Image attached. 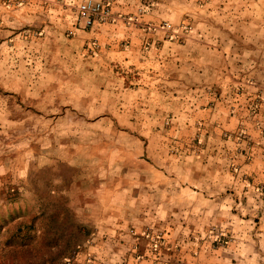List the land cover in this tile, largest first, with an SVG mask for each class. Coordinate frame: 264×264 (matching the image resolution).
<instances>
[{
    "label": "rangeland",
    "instance_id": "obj_1",
    "mask_svg": "<svg viewBox=\"0 0 264 264\" xmlns=\"http://www.w3.org/2000/svg\"><path fill=\"white\" fill-rule=\"evenodd\" d=\"M0 1L2 6L14 9L31 0ZM156 1L141 0L137 5H151L152 11ZM230 1L229 11L210 18L212 26L207 28L210 34L203 29H195L190 34L185 27L186 22L172 23L161 19L156 23L154 19H140L138 14H145L142 8L136 6L133 7L135 11L117 12L113 10L112 0L110 15L97 20L96 28L84 26L79 17V22L76 21L72 28L56 25V33H60L63 38L74 37L73 40L60 41L53 45L47 42L41 45V49L43 51L52 48L60 51L63 54L62 59L70 68L79 64L80 76L69 81L70 90L62 96L54 97L52 105H46L44 108L33 107L32 104L22 105L37 114V117L31 120L25 119L31 122H19L9 128L2 126L7 131L0 136V141L4 144L9 142L12 145L9 152L22 159V163L17 167L28 170L29 166H33L30 154L39 152L44 155L46 151V156L51 158L52 155L49 154L57 151L61 160L55 169L48 171L52 172V179L59 180L56 193L59 198L58 205L62 200L68 202L70 198L76 199L80 196L71 184H84L85 190H90L88 185L93 184L96 212L107 211L109 206L110 209H115L114 211H117L118 207L122 208L120 201L123 196L119 189L124 184L130 192H135L140 188L143 191L148 190L151 184L179 182L176 179L174 182V177L182 179V173L188 171V168L182 165L184 160L201 157L206 148H214L213 141L216 139L227 141L233 138L234 130L230 125L215 124L214 121L208 120L205 122L209 117H213L211 111L217 110H208L209 106L205 108L204 103L214 96L218 97L224 86L234 84L232 80L235 78L231 70L241 69L244 65L243 62L236 65L237 60L232 61L229 58L237 57L236 53L231 55V51L240 53L246 47L245 44L236 42L231 44L234 33L236 34L240 27H236V23H242L246 16L242 15V12H246L247 7L254 6L256 17L261 15L264 18V6L262 0ZM62 5L69 6L64 3ZM71 10L76 11L75 7ZM120 24L124 25V29L119 28ZM242 30L244 34H240V37L243 39L246 33L245 28ZM131 32H136L137 35L133 36ZM205 36H219L222 42L207 44L204 40L196 44L191 40L192 37ZM218 54L222 58L221 63L217 59ZM50 60L51 57H48L46 61H40L42 70L51 67ZM125 64L128 69H134V72H127L123 67ZM93 66L98 68L99 72H96ZM215 69L223 70L226 75H208ZM203 70H207V75H202ZM197 71L200 76H190ZM104 73L111 75H102ZM201 85L206 86L204 90L207 91V98L202 103H189L190 97H197L193 92L189 93L202 88ZM227 90H224L222 95L226 98L223 101L224 115L220 117L222 120L226 117L230 119L231 114L230 93ZM28 99L36 102L32 97ZM53 106L55 108L52 112L46 111V108ZM247 108L251 109L250 106ZM49 121L50 125L47 123ZM53 126L56 131L48 132L47 128ZM238 134L241 137L243 131ZM222 149L227 153L230 148L223 146ZM233 149L236 150V146ZM249 175L241 174L240 182L251 184ZM28 184L38 182L34 179ZM103 184L110 186L103 190ZM256 190L261 196L264 195L263 186L257 185ZM10 192L15 194L11 197H22L26 192L25 194L32 198L39 193V189L36 185L26 186L23 183L15 184V189ZM106 195L111 201L114 200L110 205L105 203ZM102 200L103 205L100 204ZM238 203L237 208L242 206V201ZM145 204L146 210L154 212L153 207ZM125 206L130 215L136 210L134 204L126 202ZM59 209L62 211L61 205ZM22 223L2 222L0 227L18 230V225ZM35 224L36 222L30 221L25 228L29 226L31 230L36 229ZM256 226L258 223L251 230V234L244 237L232 236L225 229L216 228L207 236L191 238L196 243L197 252L190 250L188 263L264 264V242L261 235L255 234ZM127 229L130 234L150 230L148 223L135 221L128 222ZM4 240L5 237H1L0 243L5 244ZM165 240L161 231H154V262L160 261V250L165 247L175 252L179 249V245L169 246ZM21 241L18 240L17 244L21 246L16 245V248H22ZM231 245H234L232 254L226 252ZM199 249L202 251L201 255ZM77 251L76 246L64 254L56 250V264L72 263ZM1 252L0 250V255ZM218 252H224L225 261L220 262ZM23 255V252L15 253V257Z\"/></svg>",
    "mask_w": 264,
    "mask_h": 264
},
{
    "label": "crops",
    "instance_id": "obj_2",
    "mask_svg": "<svg viewBox=\"0 0 264 264\" xmlns=\"http://www.w3.org/2000/svg\"><path fill=\"white\" fill-rule=\"evenodd\" d=\"M35 2L36 0H31L20 7L10 9L2 6L0 1V17L5 14V10L14 13L24 8L27 13ZM55 2H58L55 3L58 7L54 5L50 8L49 18L45 22L49 25V33H45L44 25H41L31 30L32 33L39 34L38 36L31 34L26 37L29 41H35L40 47L47 42L53 45L74 38H63L54 30L57 28L56 25L72 28V25L78 21L77 12L76 20L68 24V15L72 10L69 6L62 5L63 0H55ZM140 2L141 0H112V7L117 12H123L124 8H133ZM173 3L177 6L173 9L176 15L168 13L169 18L164 20L172 23L186 22L185 27L190 34L195 29L207 30V34H210L207 29L212 26L210 18L231 8L230 0H157L152 10L163 14ZM242 15H246L243 22L236 23V27L240 26L238 30L241 31L237 30L238 33H234L231 44L236 42V44H245L246 47L240 53L231 51V55L236 53L237 57L229 56V58L232 61L237 60L236 65L240 62L244 65L241 69L231 70L235 78L232 80L234 84L224 86V90L229 89L227 91L230 93V119L220 118L224 115L222 114L223 101L226 100L225 96H222L224 90L218 97L214 96L204 103L205 108L209 106L208 110L212 108L217 110V112L211 111L213 117H209L205 122L208 120V122L214 121L215 124H228L234 133L236 132V137L233 133L231 140L216 139L213 141L214 148H206L201 157H194L190 161L184 160L182 165L187 167L188 171L182 173V179L174 177V182L175 179L179 182L151 184L148 190L143 191L140 188L135 192H130L128 186L124 184L119 189L123 196L120 201L123 207H118L117 211H114L115 209L112 210L109 206L107 211L103 212H96L94 207L93 184L88 185L90 190H85L84 184H71L80 196L76 199L70 198L68 202L62 200L59 204L62 206L61 211L56 194L59 180L52 179L50 177L52 172L48 171L58 166L61 155L57 151L49 154L52 155L51 158L46 156V151L44 155H40L39 152L30 154L33 158V166H29L27 170L17 167L22 163V159L9 152L12 145L0 141V224L9 221L23 222L18 225L20 231L0 227V238L5 237V244L0 243L2 246L0 263L20 264L22 261L21 264H24L27 260V264H56L58 262L57 257H54L56 250L64 254L76 246L78 251L70 264H85L88 256L91 257V264H189L190 250L197 252L196 243L191 238L207 236L216 228L225 229L232 236H249L257 223L255 234L261 235L264 242V195L261 196L256 190L257 185L264 187V32H261L259 27H253V25H261L264 18L261 15L256 17L254 6L247 7ZM96 26L97 24L93 23L90 28ZM243 28L246 36L242 39L240 34H244ZM24 31H30L28 25H24ZM218 37L205 36L202 37L203 39L192 37L191 40L196 44L204 40L207 44H215V41L221 43L222 39ZM48 50L56 51L52 48ZM218 56L217 59L221 63L222 58L219 54ZM125 58L127 56L123 57V60ZM200 75L197 71L190 76ZM202 75H207V70L205 72L203 70ZM208 75L226 74L223 70L215 69ZM201 86L202 88L196 89L197 91L189 93L193 92V95L197 96L190 97L189 103L205 101L206 86ZM247 106L251 109L249 110ZM22 108L23 113H26L30 120L37 117V114L32 113L31 108L23 106ZM30 120L26 121L24 114L11 111L0 102V136L7 131L2 126L9 128L10 125L31 122ZM239 131H243L241 137ZM223 146L230 148L227 153H224ZM235 146L236 150L233 149ZM244 173L250 174L251 184L240 182L239 178ZM34 179L38 184H28ZM259 182L263 184H257ZM23 183L26 186L36 185L39 193L32 198L28 197L26 192L22 197H11L15 195L10 192L15 189V184ZM109 186L103 184L102 189L105 190ZM104 199L107 205L114 201H111L108 195ZM240 201L242 206L237 208ZM126 202L136 206L135 212L131 215L127 213ZM145 203L153 207L154 212L146 210ZM100 204L103 205V200ZM30 221L36 222V229L31 230L29 226L25 228ZM131 221L148 223L150 230L142 229L143 231L130 234L127 226ZM158 230L163 233L167 245H179V249L177 252L167 247L160 250V261L156 263L152 239H154V231ZM18 240H22V248H16V245L19 246ZM233 247L234 245L228 246L226 252L232 254ZM16 252H23L24 255L15 257ZM198 252L199 255L202 254L201 249ZM223 253L218 252L220 262L226 260Z\"/></svg>",
    "mask_w": 264,
    "mask_h": 264
},
{
    "label": "clouds",
    "instance_id": "obj_3",
    "mask_svg": "<svg viewBox=\"0 0 264 264\" xmlns=\"http://www.w3.org/2000/svg\"><path fill=\"white\" fill-rule=\"evenodd\" d=\"M63 3L69 5V8L75 7V12H69L68 24L76 20V12L81 10H94L93 5H99L101 0H63ZM55 5V0H36L31 10L25 13V9L21 8L18 11L10 12L5 10V14L0 17V102H3L13 112L24 114L25 119H30L26 113H23L22 105L32 104L33 107L44 108L46 105L53 104V98L64 95L69 91V81H73L80 76V65L75 68H70L62 59V53L58 50L50 51L37 45L35 41L27 40V36L32 34L31 30L44 25L43 31L49 33V25L45 22L50 15V8ZM58 7V5H55ZM264 6V0H262ZM142 8L145 15H139L140 19H154L159 23L160 19H168V13L176 15L173 11L177 6L175 3L167 9V12L160 13L136 5ZM159 7V6H157ZM123 11H135V8H124ZM25 13V14H22ZM208 15H213L208 13ZM58 23L57 21H54ZM86 22V17H85ZM24 25H28L30 31H24ZM63 26V25H62ZM200 27V25H197ZM259 27L261 32H264V21L261 25H253ZM119 28L124 29V25L120 24ZM131 24H129V30ZM19 30V34L18 33ZM133 36L136 32H131ZM115 39V37H113ZM144 37L141 35V39ZM212 41H210L211 43ZM51 57V67L41 69L40 61ZM135 62V61H130ZM95 68V66H93ZM127 72H134V69H128L127 65L123 66ZM99 72L98 68H95ZM102 75L110 76L111 73ZM6 93V95H5ZM32 97L36 101L33 103L28 98ZM19 100V102H17ZM66 102V101H62ZM55 106L46 108V111L52 112ZM49 125L51 121L47 122ZM35 126V125H33ZM48 132H55V127H48ZM27 264V260H25Z\"/></svg>",
    "mask_w": 264,
    "mask_h": 264
},
{
    "label": "built area",
    "instance_id": "obj_4",
    "mask_svg": "<svg viewBox=\"0 0 264 264\" xmlns=\"http://www.w3.org/2000/svg\"><path fill=\"white\" fill-rule=\"evenodd\" d=\"M92 8L94 10H81L77 12L78 17L82 21L84 26H91L97 20H102L108 17L111 13L110 0H101V3L99 5H93ZM67 261H70V259H67ZM85 264H91L90 256L86 257Z\"/></svg>",
    "mask_w": 264,
    "mask_h": 264
}]
</instances>
